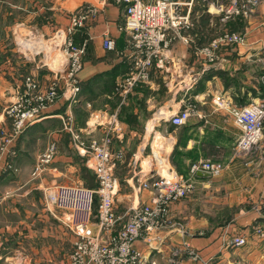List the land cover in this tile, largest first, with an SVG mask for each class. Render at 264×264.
Segmentation results:
<instances>
[{"label": "crops", "instance_id": "crops-1", "mask_svg": "<svg viewBox=\"0 0 264 264\" xmlns=\"http://www.w3.org/2000/svg\"><path fill=\"white\" fill-rule=\"evenodd\" d=\"M210 1L195 0L192 21L217 19L209 11ZM44 3L0 0V132L9 131L3 109L19 94L26 76L32 75L43 90L66 70L62 45L68 15L87 5L98 6L99 13L73 35L76 44L89 39L76 98L70 99L64 88L44 110V119L11 143L15 156L6 153L0 161V264L67 263L77 239L71 229L87 217L84 199L62 191L96 188L94 159L74 148L71 133L88 144L104 135L112 115L119 118V129L111 136V151L122 153L114 163L113 208L122 221L132 208L150 202L143 181L186 178L188 167L199 160L225 165L217 177L194 176L195 191L170 205L161 242L134 243L145 264H201L187 257L186 245L212 264H264V238L254 232L264 227V132L261 154L233 158L240 129L228 111L212 102L221 97L231 107H242L264 97V2L253 17L236 21L246 34L244 45L222 47L218 60L207 64L198 52L207 41L194 29L186 35L188 43L178 39L171 46L164 70L152 69L149 80L125 98L116 92L130 68L123 5L113 0ZM104 35L113 40V50L103 49ZM190 104L196 114L184 125H172L171 116ZM50 143L56 144L55 157L41 177L32 179L36 159ZM48 195L53 202L47 203ZM89 224L96 232V220ZM237 234L246 237L245 247L228 245Z\"/></svg>", "mask_w": 264, "mask_h": 264}, {"label": "built area", "instance_id": "built-area-1", "mask_svg": "<svg viewBox=\"0 0 264 264\" xmlns=\"http://www.w3.org/2000/svg\"><path fill=\"white\" fill-rule=\"evenodd\" d=\"M102 2L104 0H101ZM123 5L125 12V29L128 33L127 50L129 52L130 68L126 77L116 84L119 96L129 94L135 87L146 83L152 69L164 70L168 63L166 53L176 39L188 43L187 34L194 30V22L190 18L195 0H113ZM206 1V0H204ZM264 0H212L211 9L220 15L222 22L230 18L248 20L253 17ZM99 13V7L87 5L68 15L65 29L66 39L62 52L67 59V68L40 90L32 77H26L23 88L15 103L7 110L12 121L11 132H0V161L7 153L9 145L19 137L26 128L44 119V110L55 103L62 90L70 91V99H75L80 91L78 76L82 70L83 57L89 39L76 44L73 39L75 32H82L89 21H94ZM245 43V35L241 32H224L202 46L198 52L207 64H214L218 51L222 46H240ZM102 47L106 51L114 49V42L104 35ZM170 62V61H169ZM216 109L226 110L233 117L235 125L240 129V135L235 146L234 157L244 159L247 155L261 154V142L264 131V97L242 107H231L222 98L212 100ZM196 114V109L187 105L182 111L170 118L174 126L184 125L190 116ZM111 119L108 127L100 138L92 139L86 144L78 134L72 133V143L75 149L83 148L94 159L93 173L97 187L83 189L75 187L62 192L75 198L84 199L85 223L74 225L77 239L69 255L68 264H143V254L133 248L134 243L142 241L148 246L161 242L160 233L169 226V207L172 203L187 198L195 191L194 176L205 173L217 177L223 171L219 162L199 160L189 166L188 177L174 176L170 178L157 177L142 182V188L151 194L149 203L132 208L122 221L114 212L113 197L116 180L113 175L114 163L122 158V153L111 151L112 135L118 131V125ZM116 122V121H115ZM9 132V134H8ZM52 143L46 152L35 162L31 178H38L45 170L54 153ZM65 194V195H66ZM53 202L52 195H48ZM97 199V228L94 233L90 227V213ZM89 218V219H88ZM181 233L186 232L178 229ZM109 235L101 241L100 233ZM255 234L264 238V227L255 228ZM233 248H243L247 245L245 236L233 235L228 241ZM185 253L193 261L201 264H212L211 259H201L199 254L188 245Z\"/></svg>", "mask_w": 264, "mask_h": 264}, {"label": "rangeland", "instance_id": "rangeland-1", "mask_svg": "<svg viewBox=\"0 0 264 264\" xmlns=\"http://www.w3.org/2000/svg\"><path fill=\"white\" fill-rule=\"evenodd\" d=\"M40 1V3H42V4H45L44 2H45V0H39ZM264 2V1H263ZM262 2V3H263ZM261 3V4H262ZM212 13H213V15L214 16H216L217 17V19H211V20H209L207 23H204L199 29H200V31H202V34H203V36H205V40L207 41V43L209 42V41H211L212 39H215V38H217L221 33H224V32H236L235 31V24L234 23H237L236 21H243V19L241 18V20H239V19H235V20H233L234 18H230V21H227V22H222L221 20H220V15H218V14H216L215 12H213V10H212ZM193 22H194V24H195V26H194V28L195 29H198V24H199V22L198 21H196V20H193ZM234 22V23H233ZM241 32V31H240ZM242 34H244L245 35V40H246V34L244 33V32H241ZM203 39V40H204ZM176 40H178V39H176ZM206 43V44H207ZM63 46V45H62ZM230 46V45H229ZM222 47H225V46H222ZM221 47V48H222ZM63 53V52H62ZM217 54V57H218V53H216ZM60 74V73H59ZM57 76V74L54 76V77H56ZM26 77H32V78H34L32 75H28V76H26ZM25 77V78H26ZM54 77H53V79H54ZM24 78V79H25ZM34 80L37 82V80L34 78ZM23 82H24V80H23ZM37 84H38V82H37ZM22 88H23V85H22ZM22 90V89H21ZM21 92V91H20ZM19 92V93H20ZM19 94H17L16 95V97H15V99H14V101H11V102H9L6 106H5V108L3 109V113H4V116H5V118H6V120L9 122V132H11V129H12V121H11V119L8 117V115H7V110L15 103V101L17 100V98L19 97L18 96ZM120 97H123V96H120ZM123 98H125V97H123ZM217 98H221V97H217ZM215 99V98H214ZM191 105V104H190ZM191 107H194L193 105H191ZM195 108V107H194ZM113 116H115V115H112V116H110V121H111V119H112V117ZM116 121V122H115ZM118 121H119V118L118 117H116L115 116V119H114V123L116 124V125H118V128H119V123H118ZM37 123V122H36ZM36 123H34V124H36ZM111 123V122H110ZM33 124V125H34ZM30 126H32V125H30ZM29 127V126H28ZM27 127V128H28ZM108 127H110L111 128V124H109L108 126H107V128L106 129H108ZM26 128V129H27ZM70 129V128H69ZM9 132H8V134H9ZM74 132H76V131H74ZM72 133H73V131H72ZM72 133H71V136H72ZM76 134H78L77 132H76ZM79 135V134H78ZM238 140V139H237ZM237 143V142H236ZM52 143H50V144H48V146L45 148V150H44V152H42L41 154H39L38 155V157H37V159L42 155V154H44L45 152H46V150L48 149V147L51 145ZM54 144V143H53ZM11 145V144H10ZM10 145H9V147H10ZM55 146H54V153H53V156H52V158H51V160H50V162H52V159L55 157V154H56V152H57V149H56V144H54ZM72 145H73V143H72ZM236 146V145H235ZM9 147L7 148V155H6V157H8V155H11L12 153L14 154V156H15V154H16V151L14 150V149H9ZM11 150V151H10ZM12 152V153H11ZM40 152H41V150H40ZM234 153H235V147H234V149H233V152H232V156H233V158H235L234 157ZM13 156V155H12ZM36 159V160H37ZM236 159V158H235ZM210 161H213V160H210ZM195 162H197V161H195ZM195 162H193V163H195ZM214 162H219L222 166H223V171H224V169H225V165L222 163V162H220V161H214ZM50 164V163H49ZM49 164H47L46 165V167H45V170L42 172V174L39 176V177H41L43 174H44V172L46 171V169H47V167L49 166ZM192 164V163H191ZM188 171H189V167H188ZM222 171V172H223ZM189 173V172H188ZM221 175V174H220ZM209 176V175H208ZM38 177V178H39ZM37 179V178H36ZM94 179H95V177H94ZM95 183H96V181H95ZM96 187H97V185H96ZM195 188H196V186H195ZM190 196V195H189ZM188 196V197H189ZM187 197V198H188ZM97 200V199H96ZM47 203H49V200H48V198H47ZM94 204L95 203H93V205H92V208H91V213H90V220H89V223H92V222H95V220H96V225H97V217H96V210H97V204H96V206L94 207ZM11 222H13V221H11ZM41 224V223H40ZM74 233H75V231H74V227H73V229H71ZM93 231V230H92ZM94 232V231H93ZM98 232V228H97V231L96 232H94V233H97ZM103 234H106L107 235V239H108V237H109V235L107 234V233H105V232H101L100 233V238H101V236L103 235ZM76 235V234H75ZM76 238H77V236H76ZM106 239V240H107ZM101 241H104V240H102V238H101ZM73 246H74V244H73ZM73 246H72V249H73ZM9 249H12L13 251H14V248L12 247V246H7ZM8 249V250H9ZM72 249H71V251H70V253L72 252ZM12 251V252H13ZM70 253H69V255H70ZM69 255H68V258H67V263L65 262L64 264H68V261H69ZM42 264H47V263H45V262H41ZM143 264H145V260H144V258H143Z\"/></svg>", "mask_w": 264, "mask_h": 264}, {"label": "trees", "instance_id": "trees-1", "mask_svg": "<svg viewBox=\"0 0 264 264\" xmlns=\"http://www.w3.org/2000/svg\"><path fill=\"white\" fill-rule=\"evenodd\" d=\"M208 22V20H207V17H205V16H203L202 17V19L200 20V22H199V26H198V29H196V32H198L199 34H200V27L204 24V23H207ZM234 23V22H233ZM238 23V22H237ZM236 26H235V31L236 32H240L239 30H238V26H237V24L236 23H234ZM195 29V28H194ZM193 31H195V30H193ZM242 32V31H241ZM95 204H94V207L96 206V204H97V200L94 202Z\"/></svg>", "mask_w": 264, "mask_h": 264}, {"label": "bare ground", "instance_id": "bare-ground-1", "mask_svg": "<svg viewBox=\"0 0 264 264\" xmlns=\"http://www.w3.org/2000/svg\"><path fill=\"white\" fill-rule=\"evenodd\" d=\"M263 132H264V131H263ZM60 201H61V200H60ZM58 202H59V201H58ZM60 203H61V202H60ZM62 203H63V202H62ZM65 204H66V203H65ZM62 205H63V204H62ZM69 205H70V204H69ZM71 206H72V205H71ZM71 206H70V207H71ZM77 206H78V205H77ZM67 208H68V207H67ZM71 209H72V208H71ZM76 209H77V208H76ZM80 210H81V208H80Z\"/></svg>", "mask_w": 264, "mask_h": 264}]
</instances>
